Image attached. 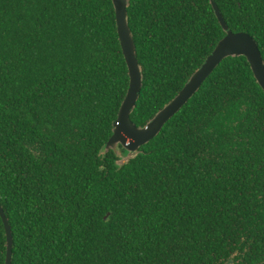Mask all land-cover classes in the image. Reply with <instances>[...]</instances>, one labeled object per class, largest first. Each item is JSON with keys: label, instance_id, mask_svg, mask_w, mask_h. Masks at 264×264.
Listing matches in <instances>:
<instances>
[{"label": "trees", "instance_id": "trees-1", "mask_svg": "<svg viewBox=\"0 0 264 264\" xmlns=\"http://www.w3.org/2000/svg\"><path fill=\"white\" fill-rule=\"evenodd\" d=\"M128 1L143 73L130 119L140 127L225 33L210 0ZM213 1L264 59V0ZM128 83L111 0H0V206L11 264L264 262V91L246 58L223 59L119 164L106 143Z\"/></svg>", "mask_w": 264, "mask_h": 264}, {"label": "water", "instance_id": "water-1", "mask_svg": "<svg viewBox=\"0 0 264 264\" xmlns=\"http://www.w3.org/2000/svg\"><path fill=\"white\" fill-rule=\"evenodd\" d=\"M114 12L116 31L121 51L127 66L129 77L128 88L121 101L116 120L113 122L112 135L106 143V149L112 148L120 156L119 164L134 157L140 147L155 137L163 125L198 91L204 80L212 73L218 64L227 57L243 56L246 58L253 76L264 91V59L257 41L249 33L231 31L225 22L218 6L210 0L214 13L225 33L203 63L189 77L187 82L163 108H161L144 126H136L130 119V114L136 106L143 84V73L137 59L134 37L129 25L127 8L128 0H111ZM118 146L124 151L119 152ZM108 214L105 216V218ZM6 236L5 264H11L12 233L8 220L0 206ZM257 264H264L260 262Z\"/></svg>", "mask_w": 264, "mask_h": 264}]
</instances>
